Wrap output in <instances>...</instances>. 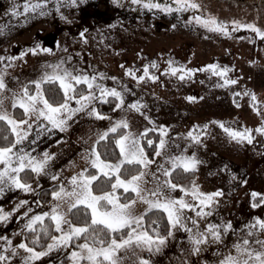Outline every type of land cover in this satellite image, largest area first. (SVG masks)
I'll use <instances>...</instances> for the list:
<instances>
[{"label":"rangeland","instance_id":"obj_1","mask_svg":"<svg viewBox=\"0 0 264 264\" xmlns=\"http://www.w3.org/2000/svg\"><path fill=\"white\" fill-rule=\"evenodd\" d=\"M4 1L5 5L0 8V77L6 85L0 94L2 110L14 117V100L23 95L25 86L34 91L30 82L51 72V65L63 63L64 68L74 73L95 75L96 83L121 93L123 105L139 106V111L135 109L140 114L139 120L128 124L124 134L136 133L142 146L141 134L150 130L159 135L158 144L161 139L166 141L161 155H155L151 159L154 163L141 171L154 173L163 181L170 179L162 173L171 168L172 157L187 156L198 161L191 190L195 187L204 195L193 197L192 191L182 186L175 191L165 189L166 196L193 205L182 210L180 224L170 223V230L184 229L189 246L193 251L199 248V252H194L206 264H220L228 255L241 261L247 259V253L237 252L234 247L237 244L250 252H264V244L257 243L264 241V229L258 225L264 216V131H259L264 129V37L246 27L254 25L264 32V11L254 12L253 6L242 3L237 6L225 0H206L203 4L206 18L214 19L226 32L210 30L216 25L205 27L202 23L197 25L203 28L198 29L194 24L186 29L177 20L155 30L146 21L104 25L90 19L89 28L76 24L75 17L81 16L77 8L82 0H76V4H70L71 0ZM36 4L40 7L25 11V5ZM209 65L216 67L209 68ZM173 68L178 70L175 74ZM218 72L225 74L218 75ZM226 80L236 83L226 84ZM88 91L86 87L81 94L87 95ZM91 91L100 96L95 87ZM70 103L74 108L79 107L75 101ZM34 120L33 115L29 123ZM225 128L244 132L251 137V143L233 138ZM90 152L89 149L81 151L69 163L65 178L46 185L58 182L70 189L72 177L89 169L86 154ZM145 180L143 187L149 190L158 183L151 175ZM41 184L36 177L31 183L34 192ZM216 192L221 195L208 201L207 196ZM135 199L132 215L144 216L149 211L148 205L138 197ZM201 200L205 203L201 204ZM39 202L27 211L21 206L20 211L11 212V223L0 222V234L5 239L6 228L11 229L16 249L22 241L23 229L25 239L30 218L51 212V207L60 203ZM59 210L70 220L67 204L61 203ZM21 217L26 219L20 221ZM210 225L216 226L219 240L212 236ZM137 231L145 230L141 227ZM194 239L205 242L195 245ZM245 240L248 245L243 244ZM52 243L51 239L46 249L35 251L46 252ZM79 251L71 246V241L61 247L59 254L52 250L54 264L67 257L64 264H73L72 253Z\"/></svg>","mask_w":264,"mask_h":264},{"label":"snow or ice","instance_id":"obj_2","mask_svg":"<svg viewBox=\"0 0 264 264\" xmlns=\"http://www.w3.org/2000/svg\"><path fill=\"white\" fill-rule=\"evenodd\" d=\"M176 3L180 5V8H184L185 4L191 8H198L199 5L189 0H176ZM39 8L40 5H25V11ZM149 7L159 8V4H152ZM165 11H172L173 9L166 8ZM179 10V9H177ZM197 23H202L205 27L209 24L216 25V21L205 20L201 21L199 17L196 18ZM246 27L251 28L253 31L259 33L264 37V32L256 28L254 25H247ZM210 30L224 31L221 25H216ZM2 31V28H0ZM47 51V49H46ZM2 59V58H0ZM155 67V65H152ZM52 68L51 72H45L39 80L31 81L30 84L34 86V91H30L28 86L23 89V95L17 97L12 107H19L23 110L24 114L29 119L16 120L6 110L0 108V185L5 187H14L21 189L24 192L33 191L31 185L24 183L20 177V173L25 171H31L37 175L45 174L48 161L51 159L49 153L45 152L42 158L37 159L32 156L29 152L25 151L24 147H20L24 141L29 138V131L32 124L29 120L34 115L35 121H40L41 118L46 120L53 128H58L61 131L66 130L65 126L67 120L71 119L73 115L78 112L84 111L92 103L93 100L101 99L104 102L107 101V97H113L119 100L116 104V108H120L124 101L121 93L115 88L108 89L102 85L96 83L97 77L95 75L88 76L79 73H74L72 70L63 67V63L49 66ZM215 65H209V68H215ZM178 70L173 68L172 72L175 74ZM227 70H225L226 72ZM225 72H218V75H224ZM147 69H145V75H147ZM103 74H101L102 76ZM144 77H140L143 79ZM115 79V78H113ZM180 79H184L181 76ZM226 84H235V80H226ZM85 85L87 87L88 94L78 93V86ZM45 85L57 86L62 93L63 102L57 103L54 99H50L45 92ZM96 88L100 92V96H96L91 89ZM6 88L4 80L0 77V90ZM253 100L255 96L253 95ZM71 101H75L79 107H72ZM3 105V101L0 100V106ZM131 108L139 111L137 104L130 105ZM88 115L95 116L97 119H107V117L100 115L96 112L95 108L88 110ZM26 126V127H24ZM44 127V125H38ZM128 123L125 120L116 122L114 126L108 129V131L99 135L96 145H99L102 141H107L110 133H116L120 128H127ZM221 127H224L221 125ZM226 132H229L233 138L246 139L251 143V137L246 135L244 132L231 131L225 128ZM250 131V130H246ZM264 131V129H259ZM5 132L10 133L5 135ZM146 135V133L141 134ZM188 135L191 137L192 133ZM193 139H197L193 137ZM33 143L35 141H32ZM115 147L119 150V157L113 162L109 158L108 153H101L97 150L94 145L91 152L86 154V159L90 161V168L94 169L95 172H89L86 168L76 176H73L70 184V189L66 188L63 184L59 186V189L53 191L51 196L53 200L60 203L55 204L51 207V212H44L42 214L33 215L27 228L30 231L36 232V225L40 226V231L44 235H48V226L45 225V218L49 219L54 223L55 231L61 233L58 236H52V244L48 245V252L62 246H68L69 242L74 238H83L84 243L78 245L81 251L73 252L72 259L73 264H123L121 251L136 247L146 246L148 251H152V246L156 244V251H159V245L165 243L164 238L157 237L154 240L147 231H137L138 228L142 227L143 216H133L131 209L133 205L137 203L136 199L127 200V202H121L122 196L118 195V190L122 189L123 193H134L140 201L148 205V210H162L167 214V218L173 225L180 224L182 210L191 208L193 205L186 203L183 199H172L165 195V189L168 191H175L178 187L177 184L173 183L170 179L160 181L154 173H146L145 171H139L135 175L128 176V168L126 165L140 166L142 168H148L149 165L154 163L150 160L145 153L144 147L141 145L140 140L136 138L131 132L120 135L114 141ZM149 146L153 145V141L148 140ZM166 146V141L161 139L159 144L156 146L157 150L155 155H161V150ZM171 168L163 170L164 177H170L176 169H182L184 172L195 170L196 161L193 157L187 156H176L170 160ZM151 175L153 179L158 181L154 189H146L143 187L147 183L145 177ZM101 178L104 179L105 183L110 185L111 191H103L99 194L94 190V185ZM51 179H58L56 176H52ZM183 190V189H181ZM4 191V187H0V193ZM193 197L202 196L204 194L198 193V190L193 188ZM221 193L216 192L209 194L207 200L210 201L213 196H219ZM151 197V198H150ZM127 199V197H124ZM27 203V201H21V205ZM61 203L67 204L68 213L77 214L81 210L85 217V222L82 225L73 224L71 220L67 219L66 213L61 212L59 209ZM205 201L201 200V204ZM3 210L0 209V213ZM200 213H197L199 215ZM210 214V213H209ZM10 213H4L0 215V221L6 220ZM27 216V213H25ZM67 225L68 228L65 230L63 227ZM135 225V226H134ZM258 225L261 229H264V221H258ZM127 231V238L118 234ZM216 226L210 225L209 231L212 236L216 239H220L219 232L215 230ZM171 235V233H169ZM34 240L33 243H37ZM90 241V242H89ZM194 244L199 245L205 242L204 239H194ZM10 243V242H9ZM248 241L243 242L244 245H248ZM257 243L264 244V241H257ZM20 248H24L31 255L24 258V264H31L32 261L39 260L41 257L46 256L48 252H36L34 248H29L26 244L21 243ZM238 253L242 255L247 253L248 258L241 261L238 257L228 255L220 264H264V252H250L246 247H242L237 244L234 246ZM195 252H199V248L194 249ZM6 257L0 255V261ZM139 264H149L148 260L141 259Z\"/></svg>","mask_w":264,"mask_h":264},{"label":"crops","instance_id":"obj_3","mask_svg":"<svg viewBox=\"0 0 264 264\" xmlns=\"http://www.w3.org/2000/svg\"><path fill=\"white\" fill-rule=\"evenodd\" d=\"M99 101L100 99L96 100L84 111L78 112L73 115L71 119H68L65 126L66 130L64 131L53 128L46 120H43V118L35 123H33V121L30 122L32 127L27 129L30 133L29 138L24 141L20 147H24L25 151L29 152L37 159L42 158L43 154L47 152L50 154L51 159L48 161L45 174L37 175L35 173V177L42 181V186L38 191L34 192L33 190L31 192H24L21 189L11 186L5 187L0 185V187H4V191L0 193V209L3 210L0 215L20 211L21 206L18 207V205H21V201H27V203L22 205L23 209L26 211L32 208L33 204H38L37 202L40 201L38 200V192L42 190L44 186L55 185V183L60 186L58 182L46 185L47 182L53 180L51 177L56 176L57 178H65L68 173L69 163L74 157H77L81 151L88 149L92 150L93 146H96L95 142L100 134L108 131V129L114 126L118 121L125 120L128 124H131L139 120L140 114H138L135 109L125 104L113 114L107 116L102 115L98 111ZM91 108H95L96 112L107 117V119H97L95 116L88 115V110ZM27 117L28 116H26L25 119H27ZM38 125H44V127ZM32 141L35 142L33 143ZM20 196L22 198H20ZM18 198L20 199L18 200ZM53 201L52 198V202ZM22 219L25 220L26 217H21L20 221ZM12 220L13 218L8 216V218L3 221L11 223ZM6 229H8V231L5 232V239L0 234V255L6 257L4 260L0 261V264H24V258L31 255L24 248L19 247L21 243L25 244L23 236L25 232L24 229L22 230V241L18 245V249L15 248L13 243V236L10 232L11 229ZM184 232V229L181 227H174L170 232L171 235L168 234L162 237L166 240L164 244L159 245V251H156V244L152 246V251H148L146 246L136 247L135 245L127 250H122L121 256L123 264H139L141 259L148 260L149 264H206L205 259L201 256H197L189 246V241ZM152 237L154 240H157V237ZM53 251L54 254L56 252L59 254L61 252V247L58 248L56 252L55 249ZM52 254V251L48 252L46 256L41 257L39 260L32 261L31 264H54L56 260H54ZM252 264H255V262H252Z\"/></svg>","mask_w":264,"mask_h":264},{"label":"trees","instance_id":"obj_4","mask_svg":"<svg viewBox=\"0 0 264 264\" xmlns=\"http://www.w3.org/2000/svg\"><path fill=\"white\" fill-rule=\"evenodd\" d=\"M216 64L217 60L215 61ZM223 68V66L221 67ZM45 92L46 95L50 99H54L57 103H62L63 102V96L62 93L60 92L59 88L54 85H45ZM78 93H82L83 91L86 90L85 85H79L78 86ZM3 90H0V94L2 93ZM108 102L100 101L98 103V111L102 115H110L115 109H116V104H117V99L113 97H107L106 98ZM13 115L16 120H24L25 114L22 109L19 107H16L13 110ZM0 126H2V122H0ZM126 131V128H120L117 130L116 133H110L108 140L107 141H102L99 145H96L97 150L101 151V153H108L109 158L112 159L113 161L116 160L119 157V150L115 147L114 141L117 139L120 135H123ZM5 135H9L10 133L5 132ZM10 138H12L10 136ZM141 142L143 144V147L145 149V152L148 156V158L151 160L155 156L156 152V146L158 144L159 140V135L153 130H150L146 132V135H141ZM152 139L154 140L153 145L149 146L147 144V140ZM125 167L128 168V176L130 177L131 175L137 174L139 171L142 170V167L140 166H131V165H126ZM89 172H95L94 169H91L89 167ZM194 173L195 171H189V172H184L182 169H176L172 175L170 176V180L179 185L184 187L188 191H192V184H193V179H194ZM20 177L24 183L31 184V182L36 178L35 173L31 171H25L20 173ZM59 189V184L55 185H50V186H44L42 190L38 193V200L42 204L44 203H49L52 201V196L51 193L53 191H56ZM94 190L99 194L100 192L103 191H111L110 185L108 183L104 182V179L101 178L100 181H97L96 184L94 185ZM118 195L122 196L121 202H127V200L130 199H135L136 195L134 193H128L125 194L123 193V190L120 189L118 190ZM124 197H127V199H124ZM144 220L142 222V228L149 233L151 236L155 237H162L167 235L171 230H170V222L167 218V214L163 212L162 210H151L147 211L144 213L143 216ZM263 221H264V216H263ZM70 220L76 224V225H82L85 222V217L83 215L82 210L77 213V214H72L70 213ZM45 225L48 226V235H44L40 231V226L36 225L35 227L37 228L36 232L28 230L25 234V243L28 247L34 248L36 250H44L46 249L47 244L51 240L52 236H56L58 232L55 231L54 223L50 221L49 219L45 218L44 221ZM135 226V225H134ZM127 231L125 230L124 233L118 234V238L120 235L124 236V238L127 237ZM37 237H39L37 243H33L34 240H37ZM85 240L83 238H74L71 241V246L74 249H79L78 245L81 243H84ZM90 242V241H89ZM68 257L64 258L63 261H60L58 264H64L65 262L68 261Z\"/></svg>","mask_w":264,"mask_h":264},{"label":"flooded vegetation","instance_id":"obj_5","mask_svg":"<svg viewBox=\"0 0 264 264\" xmlns=\"http://www.w3.org/2000/svg\"><path fill=\"white\" fill-rule=\"evenodd\" d=\"M230 4L253 6L254 12L264 11V0H225ZM199 5L198 8H191L185 4L184 8L176 3V0H82L78 4V12L80 17H75L77 23L86 27H91L90 19L101 21L104 25L115 23H136L146 21L148 25L158 29V27L168 26L172 22L179 21L184 28L188 29L198 27L196 18L201 21L208 20L203 11L206 0H189ZM70 4H76L78 1L71 0ZM242 3V4H239ZM152 4H159V8L149 7ZM5 5L4 0H0V8ZM173 9L165 11L166 8ZM179 9V10H177ZM193 22V24H192ZM95 25V24H94ZM202 26V25H201ZM200 26V27H201ZM198 27V29L200 28ZM88 28V29H89ZM203 28V27H201Z\"/></svg>","mask_w":264,"mask_h":264}]
</instances>
